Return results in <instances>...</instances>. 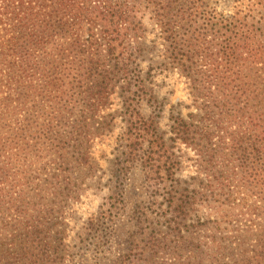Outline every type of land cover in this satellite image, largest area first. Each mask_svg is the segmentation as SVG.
<instances>
[{
	"label": "trees",
	"instance_id": "trees-1",
	"mask_svg": "<svg viewBox=\"0 0 264 264\" xmlns=\"http://www.w3.org/2000/svg\"><path fill=\"white\" fill-rule=\"evenodd\" d=\"M242 1L229 15L211 0H0V264H264V0ZM149 25L206 105H173L168 130ZM117 118L103 187L91 150ZM177 143L199 154L198 175L184 177ZM87 180L106 194L69 242L61 220Z\"/></svg>",
	"mask_w": 264,
	"mask_h": 264
},
{
	"label": "rangeland",
	"instance_id": "rangeland-1",
	"mask_svg": "<svg viewBox=\"0 0 264 264\" xmlns=\"http://www.w3.org/2000/svg\"><path fill=\"white\" fill-rule=\"evenodd\" d=\"M212 7L219 12L225 14H233L236 12L238 6L243 7L244 1L242 0H211ZM142 43L147 50L145 55V66L152 65L154 79V89L160 99L167 101L166 111L164 112L163 128L168 130L169 112L173 105H180L185 115L189 113H195L203 115L204 110H200L202 106L206 108L203 101L196 102L194 93L196 88L193 86V81L186 75L184 71L173 64L170 54L168 53L169 41L166 40L164 31L161 27L155 25H149V30L142 38ZM111 109H121V99L119 94H116L111 99ZM202 103V104H200ZM111 109H107L105 112H109ZM148 109L144 107V111ZM197 119V118H196ZM199 119V118H198ZM207 119V118H206ZM115 132L112 135L104 138H98L92 146V155L96 157L99 162L100 170L99 175L101 178V186L106 184L110 178L111 170L113 168V159L118 147L117 137L120 127L123 122L120 118H117ZM236 125L231 122L229 124L228 137L235 135ZM220 136L214 130V142H218ZM178 154L184 160V177L189 178L199 174L200 170V156L193 148L186 146L185 144L177 143ZM129 185L127 187L129 198L131 202H137L140 199L145 198V188L143 186L144 174L140 170H136L130 177ZM89 187L85 190V193L80 197L79 201H69L70 205L66 212V219L63 218L67 227L68 241L73 240L74 229L78 222H82L87 219L88 216L95 213L98 210L100 202L103 196L106 194L102 191L96 180H87ZM85 185V187L87 186ZM104 187V186H103ZM106 189V188H105ZM240 197V196H238ZM241 198V197H240ZM255 200V199H254ZM239 198L236 200V204L240 202ZM235 204V205H236ZM215 206V204L213 205ZM228 203H225L219 209L224 210L227 214H231V208ZM235 215L233 219V225L240 227L246 222V216L242 213L238 206H232ZM213 211V210H211ZM60 221V220H59ZM130 225H127L124 231L128 230Z\"/></svg>",
	"mask_w": 264,
	"mask_h": 264
}]
</instances>
